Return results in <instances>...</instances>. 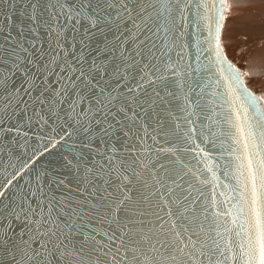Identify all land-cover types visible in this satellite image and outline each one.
Masks as SVG:
<instances>
[{
	"label": "snow or ice",
	"instance_id": "obj_1",
	"mask_svg": "<svg viewBox=\"0 0 264 264\" xmlns=\"http://www.w3.org/2000/svg\"><path fill=\"white\" fill-rule=\"evenodd\" d=\"M229 7L0 0V264H264V96L222 53Z\"/></svg>",
	"mask_w": 264,
	"mask_h": 264
},
{
	"label": "bare ground",
	"instance_id": "obj_2",
	"mask_svg": "<svg viewBox=\"0 0 264 264\" xmlns=\"http://www.w3.org/2000/svg\"><path fill=\"white\" fill-rule=\"evenodd\" d=\"M254 1L264 2V0ZM230 14H225L224 26L220 32V43L224 47L225 55L236 64L240 72L246 74L244 76L245 85L254 94L264 96V43L261 42L264 40V22L258 19H242L243 16L238 17L236 22H232Z\"/></svg>",
	"mask_w": 264,
	"mask_h": 264
},
{
	"label": "rangeland",
	"instance_id": "obj_3",
	"mask_svg": "<svg viewBox=\"0 0 264 264\" xmlns=\"http://www.w3.org/2000/svg\"><path fill=\"white\" fill-rule=\"evenodd\" d=\"M233 1H234L235 4L233 3ZM253 3H255V4H253ZM260 3H261L262 7L260 6ZM262 3L264 4V2H262V1L255 2L254 0H228V4L229 5L231 4V5H230V8L228 9V11L225 14L228 15V14L231 13L230 14V16H231L230 17V19H231L230 21H232V22H236L237 19H239L238 17L243 16V17H241L242 19L243 18L247 19V20H249V19H253V20L256 19L257 20L258 19L259 21H261L263 23L264 22V5ZM244 4H245V6H243ZM253 5H255L257 7H255ZM231 8H234V9H232V11H231L230 10ZM251 10L254 12V14H253V12ZM239 12H240V14H239ZM234 17H235V19H234ZM255 25H257V23H255ZM261 42L264 43V40H262Z\"/></svg>",
	"mask_w": 264,
	"mask_h": 264
},
{
	"label": "water",
	"instance_id": "obj_4",
	"mask_svg": "<svg viewBox=\"0 0 264 264\" xmlns=\"http://www.w3.org/2000/svg\"><path fill=\"white\" fill-rule=\"evenodd\" d=\"M220 46H221V49H222V53H223V55H225V50H224V47L222 46V44L220 43ZM226 56V55H225ZM227 57V56H226ZM227 59H228V61L229 62H231L233 65H235V67L237 68V69H239L237 66H236V64L233 62V61H231V59L230 58H228L227 57ZM250 90V89H249ZM251 91V90H250ZM217 154H218V152H217Z\"/></svg>",
	"mask_w": 264,
	"mask_h": 264
}]
</instances>
